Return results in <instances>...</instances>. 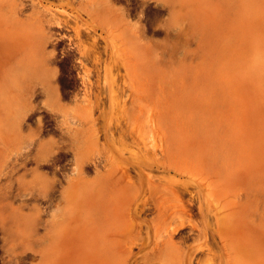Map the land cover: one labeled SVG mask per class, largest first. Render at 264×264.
<instances>
[{
  "label": "rangeland",
  "instance_id": "rangeland-1",
  "mask_svg": "<svg viewBox=\"0 0 264 264\" xmlns=\"http://www.w3.org/2000/svg\"><path fill=\"white\" fill-rule=\"evenodd\" d=\"M161 1L70 0L57 4L53 0H34L30 5L28 0H0V264H91L96 257L99 259L100 249L93 244L100 240L101 227L91 210L87 187L79 191L81 204L64 217H53L54 206L45 202L39 191L44 189V181L57 180L59 188L73 176L76 161L65 152L72 136L88 127L82 120L87 100L96 105L90 115L95 120L97 142L92 148L93 157L86 162L102 160L101 165L126 166L136 182L135 170L124 163L135 159L136 136L119 141L116 125L125 129L135 118L142 121L145 111L156 110L152 112L156 114L162 110L167 139H148L145 149L137 153L140 156L146 151V157L151 158L148 147L168 144L170 158L156 147V159H181L180 166L192 175L201 173V165L216 162L221 188L230 193L220 200L224 211L219 217L226 214V222L241 231L238 243L243 250L231 258L238 264H264V214L263 223L248 214L256 207L264 210V76L254 71L264 69V0H192L187 8L181 5L184 9L177 15L170 11V4ZM87 13L106 19L108 26L102 31L97 17L90 18ZM111 15L117 20H111ZM89 18L97 21L94 27V19ZM177 18L183 23L188 42H178L174 37L179 32L174 24ZM111 23L115 24L112 29ZM9 33L17 34L14 37ZM57 33L67 37L62 35V42L55 43ZM91 44L100 59L90 56L83 66L80 52H86ZM86 75L93 82V92L102 94L99 102L85 96L81 78ZM39 77L49 82L48 93H40ZM112 79L114 89L122 88L116 99L103 92L104 81ZM140 111L144 115H139ZM86 169L84 176L91 181L95 172ZM145 172L153 178L188 181V175L165 173L162 169ZM241 189L249 193L247 197ZM238 191L241 194L236 198L233 192ZM188 192L194 195L192 188ZM38 193L40 197L36 198ZM122 193L127 194L124 190ZM186 199L189 204L197 202L193 196ZM36 208L42 213L35 233L30 234ZM12 209H17L16 213ZM147 215L150 219L153 212ZM3 223L12 228L11 238L2 233ZM122 229L128 230L118 237L124 246L119 242L116 246L118 240L114 241V254L121 256V248L126 246L137 254L136 246L131 245L134 233L131 228ZM188 231L172 237L184 249L192 245ZM11 241L18 246L14 252L8 250Z\"/></svg>",
  "mask_w": 264,
  "mask_h": 264
},
{
  "label": "bare ground",
  "instance_id": "bare-ground-1",
  "mask_svg": "<svg viewBox=\"0 0 264 264\" xmlns=\"http://www.w3.org/2000/svg\"><path fill=\"white\" fill-rule=\"evenodd\" d=\"M161 2L164 4H170L169 5L170 11L177 15V13L182 12V8L184 9L183 7L184 5H186V8L189 7L188 5L191 4L192 0H165ZM262 5L264 7V2L262 3ZM91 12L93 11L91 10ZM14 13L16 14L15 9H14ZM240 14H242L243 16L242 11L240 12ZM93 15L97 17L96 18L97 21L98 20L100 21L99 28L103 31L104 30L103 27H105V25L108 26L107 20L106 19L101 20V18L96 16L97 15L96 13L94 14L91 13L88 16L94 17ZM99 16L101 15L99 14ZM113 16L110 19L117 20V18ZM92 19H94L93 21L94 23L95 18ZM92 19L90 20L92 21ZM176 20L177 21H175L174 24L176 28L179 29V32L175 33L174 36L175 39L178 40V42L180 41L188 42L189 40L188 35L186 33L184 34L182 31L183 23L178 18ZM95 23L93 24V27L95 26ZM114 25L115 24L113 23L112 26H110V28L113 27ZM241 25L243 24L241 23ZM9 34L16 37L15 35L17 33L15 35H13L12 33ZM9 36L8 39L10 38ZM11 39H12L11 42H13V37ZM178 45L176 44L175 46L177 47ZM259 45L260 44L257 45L258 51H260V47H258ZM253 46L254 45H252V48ZM176 50L178 51V49ZM90 56H94L97 60L100 59V57L98 56V51L93 48V44L89 46L86 52H80L81 60H79V62L82 63L83 66H85L84 64H86L91 60ZM259 59L261 60L262 58L259 57ZM254 71H256L257 74L260 72L259 73L260 77L264 76V69L261 71L260 70H254ZM233 73L235 75L238 74V70L237 69L233 70ZM88 77L89 76L86 75V77L81 78L82 81L81 84L83 85L82 87L85 96L86 97L92 96L99 102L102 94H97L95 93V91L93 92V90L91 89L93 88L92 86L93 82L90 81ZM38 83L41 85V92L40 90L39 92L44 94L48 93L49 87L46 86L50 85L49 82H46L44 77H39ZM113 83H114L113 79L111 82L104 81L103 83L104 84L103 92L107 95V97L112 99L115 98L116 96L119 97L121 94L120 90L122 89V88L120 89V87L117 85H116L117 87L114 85L116 87V89H114ZM97 85L98 84H96V86ZM147 89L145 95L149 94L147 93L149 92ZM155 99H157L156 101H160L161 98L155 97ZM162 101L164 100L162 99L161 102ZM86 102H87L86 104L87 107H85L87 108L86 114L85 117L83 116L84 118L82 117L83 118L82 120L85 123V125L88 127L83 130H78L76 134L72 136V140L69 144L70 147L65 152L67 153V155L68 153L72 154L73 159L76 161V163L74 164L75 165V168L73 170L74 173H72L73 176L67 177L65 179L66 186L59 185L60 186L59 188H56L57 183H60L57 180L52 179V180L44 181L43 184L44 189L39 191H42L41 192L42 194L40 193L41 198L43 197L44 201L46 199L47 201L45 202H48L50 206H54V212L52 214L53 217H58V216L64 217L65 214H67L69 211H74L78 207V205L81 204L82 200L81 197L79 196V191L84 187H87V191L91 195L90 197L91 210L92 212H94L95 218L99 220L101 227V231L99 232L100 240L97 243L93 244L96 250L97 248L100 249V254H99L100 256L99 259H97L96 257V259H94V261H92L91 264H238L239 262L233 261L231 256L236 255L237 253H240L243 250L238 243V237L240 236L241 231L237 228V226H233L232 224H228L226 222V214H224L222 217H219L221 211L222 212L224 211V209H221L220 207V200L222 196H228L230 193L226 189H225L226 192L223 191L224 189L221 188L223 182L221 181V175L218 174V172H216V166H215L216 162L214 163L213 161V162H208L209 165H205V164L201 165L200 167L202 168L201 171L202 177H201V173L196 174L198 175V177H196L195 173H193L195 176L192 175V173L188 174L190 170L188 171L185 168L188 171L187 172L180 166L179 164V162L181 161L180 158H179L180 160L178 159L179 162L173 161L171 159L170 160L166 159L167 161L166 160L163 161L164 159L161 160V158L160 160L156 159V152H158L155 149L156 147L158 148V150L161 151V153L165 154L164 156L170 158L169 156L170 154L168 152L169 148L167 149L168 144H166L165 146V143H163L166 149H164V147H160L158 143L157 144L159 145V147L156 146L153 147L152 149L148 147L146 150L150 153L151 158L146 157L147 154H145L146 151L144 150H141L144 152H142V155L140 154L139 156L137 151L141 148L145 149V143H147L146 140L148 139L151 140L154 137L158 138L159 136L160 138L165 136L164 137L165 139H167L168 137L167 128L165 127L166 119L164 112H162L161 110V112L159 113L156 112V114H153L155 113L156 110L155 111L153 110L154 112L151 110L153 113L152 112L146 113V111L144 110L146 108L144 107L142 108L145 111L146 116L142 121L139 120L138 118H135L134 120H132V123L130 122L128 124L127 122L128 125L125 127V129L120 127V124L118 126L116 125V127H118L119 141L122 142L126 138L133 139V134L136 136L135 139H136L137 151L134 154H132L135 157V159L133 160L132 163L129 160H124V163L128 162V164H130V166H132V168L135 170L136 182H134L132 177L129 176L128 171H126L127 169L126 166H115L113 165V163L110 164L107 163L105 165H101L100 164V162L102 161L101 159H100L101 161L98 163H96L95 161H94L95 163L92 161L86 162L91 157H93V155L91 154L92 148L94 146L96 147V142H97V139L95 138L96 134L94 131L95 126L93 125V122L95 120L90 115L92 112V108H95L96 105L88 100ZM158 104L156 105L157 107L162 106L161 104L160 105ZM154 108L156 107H153L152 109ZM123 113L124 116H127V112H125V109ZM139 113H140L139 115H142V113L144 115V112L140 111ZM100 119H102V117ZM76 128L78 129V127ZM83 134H87V135L82 136ZM77 136H80L82 138L79 139ZM152 140L150 142H152ZM156 142L159 141L157 140ZM168 142H170V140ZM153 143H155V141H153ZM153 143H151V145H155ZM49 149L51 148H48L46 150ZM173 153L171 155L175 154ZM120 154H122L121 151ZM173 157L174 156H172V158ZM185 160L186 159H183V161ZM193 160L194 159H192V161ZM195 160L198 162L197 159ZM200 162L201 160H199L198 165H200ZM189 165L193 166V164H189ZM194 167H195V163H194ZM85 169L87 170L86 172H88V170L93 169L96 177L94 176L95 178H93L91 181H88L84 176ZM151 169H157V170L162 169L163 172L165 173H174L175 175H180V176H183L185 174L188 175L187 176L188 181L182 182L169 177L164 178L163 176L159 178H153L148 176V174H146L145 172V170H151ZM120 182H122L123 184L120 188H117L119 187L117 183L119 184ZM216 185L217 186L220 185V189H218ZM23 186L26 187V185L24 184ZM188 188L193 189L194 195L188 192ZM123 190L124 192H127V194H123L122 193ZM240 192H242L245 197H247L249 194L246 190L243 191V189H241ZM240 194L239 191L233 192V196H235L236 198H238ZM38 195L36 198L40 197V195L39 196ZM4 196L6 195L3 194L2 199L5 198ZM188 196L190 198L192 196L194 198H197V202H195V204L194 202L189 204L188 199H186V197ZM211 202L215 203V205L217 206H212ZM38 208H36L37 209L36 215L34 214L36 217L33 216L35 217V219L33 218L34 220L29 225L30 234L35 233L37 228L36 226L38 225V219H40L39 217H41L40 214L42 213V211L40 209L38 210ZM194 209L196 210V214L193 213ZM16 211L17 209L16 210L12 209L13 213H16ZM148 211L153 212V216L150 217V219L146 218L148 216L147 215ZM248 214H251V216L255 219V221L259 223H263L262 218H263L264 210L261 211L258 209V207H256V209L254 210L251 209L250 211H248ZM8 226L5 223L2 224L1 226L3 230L2 233L8 234V236L10 235L8 238H11V235H13L11 234L12 228ZM124 227L125 229L131 228L132 233H134V236L132 237L134 241L131 243V245L136 246L137 254L139 255L137 257H136L137 254L132 252L131 250L132 247L127 248V246L126 249L121 248V254H122L121 256H117L116 254H114L116 248L114 247L115 243L113 242L117 241L118 237L120 236L123 237V234L128 231V230H123L122 228ZM187 230H189L188 233L191 237L192 245L190 246V248L184 249L181 246H179L176 242H174L172 237L178 233L185 232ZM142 233H145L144 237L142 236ZM127 237L130 236L128 235ZM118 242L120 243L119 240L117 241V243ZM119 243L115 245L117 246L119 245ZM212 244L214 245L213 248H212ZM119 246L118 249L120 248ZM16 247L18 246H15L14 242L11 241L8 250L14 252L15 249H17ZM251 252L252 255H255V252L253 250H251Z\"/></svg>",
  "mask_w": 264,
  "mask_h": 264
},
{
  "label": "flooded vegetation",
  "instance_id": "flooded-vegetation-1",
  "mask_svg": "<svg viewBox=\"0 0 264 264\" xmlns=\"http://www.w3.org/2000/svg\"><path fill=\"white\" fill-rule=\"evenodd\" d=\"M53 1H55L57 4H61V3H71L70 2V0H53ZM96 1H98V0H96ZM162 1H165V0H162ZM28 2H29V4L31 5V4H33L34 3V0H28ZM64 30L66 31L67 29L66 28H64ZM73 33V32H72ZM57 35L59 36L58 38H53V40H55V43H57V42H62V35H64L65 37H67V34H65V33H57ZM81 34L79 33V36H80ZM73 38H75V36H74V33L71 35ZM82 36V35H81ZM87 36H89L88 34H86L85 33V37H87ZM76 39V38H75ZM66 41H67V39H65ZM68 42V41H67ZM69 44H71L70 42H68V45ZM72 44H75L74 42L72 43Z\"/></svg>",
  "mask_w": 264,
  "mask_h": 264
}]
</instances>
